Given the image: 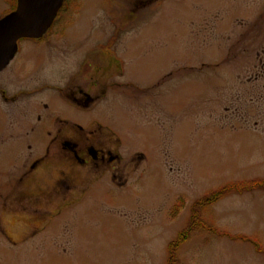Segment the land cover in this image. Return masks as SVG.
I'll return each instance as SVG.
<instances>
[{
    "label": "rangeland",
    "instance_id": "rangeland-1",
    "mask_svg": "<svg viewBox=\"0 0 264 264\" xmlns=\"http://www.w3.org/2000/svg\"><path fill=\"white\" fill-rule=\"evenodd\" d=\"M15 6L0 0V19ZM49 34L83 57H120L124 78H98L130 87L109 88L81 123L120 141L128 182H86L83 170L76 198L34 205L26 197L55 171L19 188L38 156L3 151L0 264H168L180 238L176 264H264V191L193 211L226 186L264 181V0H66ZM20 46L23 57L47 50Z\"/></svg>",
    "mask_w": 264,
    "mask_h": 264
},
{
    "label": "flooded vegetation",
    "instance_id": "flooded-vegetation-1",
    "mask_svg": "<svg viewBox=\"0 0 264 264\" xmlns=\"http://www.w3.org/2000/svg\"><path fill=\"white\" fill-rule=\"evenodd\" d=\"M65 6L66 0L62 9ZM67 38L48 33L38 40H22L15 57L0 70V154L5 151L38 156L25 165L19 188L34 185L37 175L52 170L57 176L50 185H42L40 194L26 197L34 205L48 200L66 204L76 198L83 190V170L87 172L85 179H89L86 182L92 181L91 175L105 174L117 187L124 188L128 182L118 178L126 168L117 150L120 141L98 122L88 126L81 123L82 111L92 110L107 96L109 88L124 91L130 87L98 78L111 71L119 79L124 78L120 57L109 51L83 57L79 50H69ZM23 41L45 45L47 50L23 57ZM58 47L61 50H51ZM137 159L141 160V154L132 161ZM85 186L88 189L89 185ZM33 212L45 218L50 213L45 209Z\"/></svg>",
    "mask_w": 264,
    "mask_h": 264
},
{
    "label": "water",
    "instance_id": "water-1",
    "mask_svg": "<svg viewBox=\"0 0 264 264\" xmlns=\"http://www.w3.org/2000/svg\"><path fill=\"white\" fill-rule=\"evenodd\" d=\"M16 11L0 20V70L18 51V42L43 38L53 26L65 0H17Z\"/></svg>",
    "mask_w": 264,
    "mask_h": 264
},
{
    "label": "trees",
    "instance_id": "trees-1",
    "mask_svg": "<svg viewBox=\"0 0 264 264\" xmlns=\"http://www.w3.org/2000/svg\"><path fill=\"white\" fill-rule=\"evenodd\" d=\"M255 190L256 191H264V181H254V182H249V183H241V184H237V185L226 186V188H224V189H222V190H220L214 194H211V195L205 197L203 200L196 203L195 206L193 207V211L199 210V212H200L207 205H211V204L217 202V200H219L221 196H224L227 193L230 194V193L236 192L238 194H243V193H249V192L252 193ZM199 212H198V215L196 214L197 215L196 218H200ZM174 213H175L174 215L177 216L180 213V210L178 208H176L174 210ZM193 229H195V228H190L186 232H183V235L185 236L186 241L188 240L189 235H191ZM180 241H181V238H180V240L176 241L177 245H175L176 244L175 243V244H172L170 246V248H169V255L170 256H169L168 264H176L174 262L176 260L175 251L177 252V250L181 246L182 243ZM178 242L181 244H179ZM173 246H175V247H173Z\"/></svg>",
    "mask_w": 264,
    "mask_h": 264
}]
</instances>
